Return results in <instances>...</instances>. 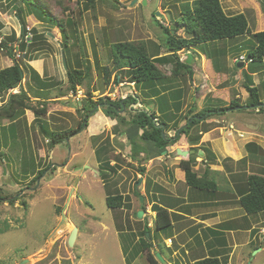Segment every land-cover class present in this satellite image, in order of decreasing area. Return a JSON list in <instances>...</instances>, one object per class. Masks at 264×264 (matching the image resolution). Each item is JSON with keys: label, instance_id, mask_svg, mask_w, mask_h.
<instances>
[{"label": "rangeland", "instance_id": "1", "mask_svg": "<svg viewBox=\"0 0 264 264\" xmlns=\"http://www.w3.org/2000/svg\"><path fill=\"white\" fill-rule=\"evenodd\" d=\"M25 1L27 8L21 0H0V41L11 43L12 36L19 38L22 25L34 28L43 37L35 45L39 51L32 54L33 58L38 59L29 61L32 48L27 47L25 51L29 55L19 61L23 66L28 65L35 70L43 81H50V86L38 95L47 101L45 115L23 110L13 119L0 117V195L7 196L0 201V264H148L139 242L140 238L146 237L141 235L146 223L150 224L147 232L150 233L153 251L165 263L170 262L167 252L178 249L183 264H192L184 255L190 243L184 238L174 237L176 229L171 226L163 230L154 226L153 215L149 212V204L153 200L148 191H141L147 177L146 170H153L160 176L164 172L163 163H154L148 169L149 163L140 160L144 154L151 155L148 149L135 160L130 159L128 138L120 134L128 129L132 131L130 123L123 128L119 127V132L114 125L116 121L104 117L98 110L89 118L84 131L71 136L68 142L62 140L53 149H49L42 129L62 131L77 127L82 118L78 113L82 100L75 99L76 94L70 90L66 71L88 67L89 77L83 86L76 87L82 95L86 94L87 89L94 100L104 96L112 100L124 99L129 93L136 94L142 105H135L134 108L154 112L159 120L168 125L165 134L169 136L174 135L177 125L181 127L188 122L189 119H185L184 115L189 108L193 107L196 113L207 107H224L236 100L242 108L209 117L201 124L196 121L189 129V138H199L203 149H209L206 146L210 147L209 141L214 138H220L222 143L231 142V146L234 142L241 146L248 140L259 144L260 140L264 141L261 139L264 138V113L255 108H245L249 95L243 88V74L261 71L251 73V77L254 85L259 88L260 98L264 99L260 85L264 82V58L260 63L246 62L247 46L255 44L252 36L221 40L207 46H192L176 53L183 61H186L187 54L192 55V79L182 75L173 79L163 78L155 84L160 92L176 91L180 95V102L177 101L180 112L176 113L177 109L168 104H159L158 96H154L150 87L141 89L127 79L115 83L113 78L117 71L111 75L109 84H105L96 63L98 61L100 68H111L113 60L110 49L116 42H142L149 55H168L165 44L167 34L162 28L174 25L172 20L180 18V14L191 8L197 0H145L146 4L142 3L143 0H94L93 6L87 0ZM219 2L226 15L243 14L248 21L250 33L264 31V0ZM19 7L22 9L18 12ZM40 7L55 20L64 21L69 18L76 23V33H73L72 26L66 27L69 34L66 54L60 44L63 36L58 28L47 22H38L35 11L43 15ZM71 34L77 36L78 40ZM176 35L185 37L182 27L178 28ZM240 57L244 60L240 61L241 66L238 67ZM12 64L7 53L0 49V69ZM155 65L167 78L170 76L171 64ZM20 87L30 96L31 105L37 108L33 91L37 88L29 79L28 72L24 73ZM20 87L12 92L18 94ZM12 92L2 94L0 107L7 104ZM130 106L126 103L127 110ZM130 118L128 116V120ZM182 138L183 135L178 142L182 143ZM132 142L140 147L143 145L139 138H132ZM146 146L151 149V146ZM171 147L168 144L166 150L161 152V157L166 156L163 152L169 153L171 150L170 156L175 155L176 147ZM240 152L243 154L242 149ZM110 160L116 162L117 171L116 168L104 170L99 167L100 163ZM257 162L258 165L252 163L247 166L248 172L264 175V162ZM140 163L145 173L139 171ZM243 164L244 161L238 162L236 169L244 171ZM208 167V181L214 183L216 191L211 198H229L233 194V176L224 177L217 171V166ZM43 168L48 171L39 178L37 186L36 183L32 185L30 180L33 175H29L30 171L35 170V175L38 169ZM26 171L29 176L23 179ZM236 179V184H239L240 177ZM118 194L126 197L125 207L113 210L106 205V198ZM23 202L27 205L26 209L22 206ZM142 205L146 213L150 214L143 222L142 218H137V212L134 213ZM261 213H245V217L257 216L261 220L262 215H258ZM239 225L235 227L240 228ZM74 227L77 228V236L70 248L67 240ZM166 238L173 242L170 249L165 247ZM261 248H264L262 239H258L257 248L253 251L249 247L238 248L239 257L232 264L264 263V250L261 252ZM249 254L251 256L246 259ZM226 260L220 258L221 264Z\"/></svg>", "mask_w": 264, "mask_h": 264}, {"label": "trees", "instance_id": "2", "mask_svg": "<svg viewBox=\"0 0 264 264\" xmlns=\"http://www.w3.org/2000/svg\"><path fill=\"white\" fill-rule=\"evenodd\" d=\"M21 1L23 2V6L27 8L26 1ZM87 2L91 6H93L94 4V0H87ZM22 7L18 8V12L22 9ZM40 8L43 12V15H39L37 14V11H35L38 22H47L53 27L56 26L58 28L59 32L63 36L60 44L64 54H66V50L69 44V34L66 31V27L72 26L73 33H76V23L69 18L65 19L64 21L55 20L48 14L46 10H44L42 7ZM155 21L157 22V20ZM172 23H174V25L166 28L159 24V22H157L158 25L163 27L162 29L167 34L165 44L167 46L168 55L166 56L149 55L144 46V43L142 42L133 43L125 41L112 44L110 49V56L113 60V65L111 66V68H100V66L98 65V61L96 63L97 69L99 68L103 74V80L105 84H109L111 75L117 71V73L114 74L113 78V81L115 83H120L123 79H127L133 85H137V87L140 86L141 89L143 87H150L152 88V93L154 92V96H158L157 98L158 100H160L159 104H168L169 107L177 109L175 110L176 113H179L180 104H178L177 101L179 100L180 102V95L177 94L176 91L162 90V92H160L159 89L156 88L155 84L159 82L160 79H173L182 75H187L189 79H192L193 72L191 69V64L187 65L185 61H180L179 56L176 54L181 49L197 45L207 46V44L213 42L221 40H231L251 35L255 44L247 46L248 52L245 55L247 62L250 61L260 63L264 58V31L253 34L250 33L246 17L243 14L226 15L223 12L219 0H197L196 2H194L191 8L186 9L180 14V18H175L174 20H172ZM179 27L183 28V32L185 34V37L183 38L176 35ZM21 28V37L16 39L14 36H12L10 39L11 44L18 42V49L21 52H25L24 56L20 58L21 60L25 56L29 55L25 51V48L27 47L32 48L30 57L31 59L29 61L38 59L37 57L33 58L32 54L34 52H37L38 49H36L35 45L38 44V41L40 39H43V37L38 34V32L34 28L30 29L31 39L30 43L27 46L24 40V36L26 34V25H22ZM71 35H73L72 37H74L76 41L78 40L77 36H74V34ZM7 44L8 41L1 42L0 49H7ZM11 49L12 48L9 47L8 51L6 52L9 57H12V53L10 52ZM155 63L160 65L171 64L172 66L170 76H168L167 78L165 74H163L156 67ZM70 70L71 69H68L66 71V76L70 90L72 92H75L76 87H81L84 85L85 80L89 77V71L88 67H85L84 70H82L81 68H76L72 71ZM25 72L29 73V79L34 83L35 88H37L33 89L34 101L38 105L37 108L31 105V103L29 102L30 96H28L27 93L20 87ZM259 72L250 71V74L245 72V74H243V77H245L243 88L249 95L245 108L247 110L255 108V110H258V112L264 113V99L262 100L260 98L259 88L254 85L251 77V73ZM49 82L50 81H43V79L38 76L37 72L30 66H23V63H20L19 59H13V64L11 66L0 69V96H2V94L8 93L11 90H14L17 87H20V92L18 94H11L7 104L0 107V117L13 119V117L18 112L23 110H31L33 112H36L38 115H45L47 101L42 97H39L38 95L43 90H45V88L50 86ZM260 85L262 86L261 90H263L262 94L264 98V82ZM126 103L132 105L130 106L129 110L126 109ZM135 105H142V102L139 101V96H137L136 94L129 93L124 99L118 98L112 100L110 97L104 96L101 98H97V100H94L92 93L87 89L85 97L82 99L81 109L78 111V113L81 114L82 118L78 121L77 127L73 130L67 129L62 131H48L47 129H42L43 136L45 137L47 145H49V149H53L54 146L60 144L62 140H65L66 138L70 139L71 136L84 131L88 126L89 118L95 115L98 110H100L106 118L116 121L115 127H117L116 129H119V132H121V127L123 128L125 126H128L127 124L130 123L132 131L128 129L125 132L120 133L127 136L128 138L127 142L128 146H130L129 157L131 160H135V158H138V156L142 154L143 151L146 152L148 149L150 153L152 152L151 155H146L143 152L144 156L140 159L148 161L150 159L161 156V152L166 150L165 148L168 144H170L173 148L180 145H196L199 138H189V129L196 121L198 122V124H201V122L205 121L209 117L224 115L227 110H236V108L240 106L236 100H232L224 107L215 109L207 107L201 109L196 113H194V108L191 107L184 115L185 119H189L188 122H186L185 125L181 127H178V125L175 123V126L177 125V128L174 132V135L169 136L168 134H165L167 133L166 129L168 125L159 120L158 116L155 115L154 112L146 110L141 111L139 110V107L134 108ZM159 111L161 112L160 108ZM128 116L131 117L130 120H128ZM187 130L189 131L186 132ZM163 133L165 134L164 139H162ZM182 135L184 138H182L183 142L181 143V141L178 142V139ZM96 137L98 136H94L93 138ZM132 138H139V142H142L143 145L146 144L151 146V149L149 147L147 148L146 145L145 147L143 145L141 147L138 146L136 142H132ZM204 149L203 147H186L183 151L193 150L194 152L193 154L187 155L186 157L182 158L177 166L178 168H180V170L183 171L185 183L189 187L196 189L211 188L212 190H215L214 183L208 181V166L212 164V161H210V163H206V167L204 168L203 174L200 177H198V173L194 170V166L196 165L195 159L197 158V151H202L204 153V156L209 158V160L212 156L209 149ZM245 149L250 160L259 161L263 164L264 150L260 146H258L257 143L248 142L245 144ZM1 156L2 153H0V158ZM140 165L141 169L139 171L141 173H145L143 164L140 163ZM99 167L104 168V170H106L107 168H116L117 171L118 169L116 164L111 166L109 162L105 161L100 163ZM52 169L54 170L55 168L52 167ZM34 171H30L31 173L29 174L33 175L30 180L32 185L35 184L37 179L41 178L43 176V173L48 170L47 168L38 169L35 175L33 174ZM29 175L26 171L25 176L22 177L23 179H26V177ZM31 184L29 183V185ZM240 189V198L238 200V204L246 214H256L264 212V175H262V173H251L247 177L246 184L243 185ZM4 197L7 196L0 195V201H3L5 199ZM125 198L126 197L121 194L109 196L106 198V205L113 210H122L125 207ZM22 206L24 209L27 208L25 202L22 203ZM140 209L144 211V205H142ZM151 211L155 213L154 226L156 229L163 230L171 226L169 213L167 212V210L157 205H152ZM145 220L146 219L143 218L142 222ZM147 230L148 223L145 224L144 229L141 231V235L146 237L139 239L140 248L148 264H158V261L155 257V251H153L150 233H148ZM221 263L222 262H220L217 257L213 256L198 260L194 264Z\"/></svg>", "mask_w": 264, "mask_h": 264}, {"label": "crops", "instance_id": "3", "mask_svg": "<svg viewBox=\"0 0 264 264\" xmlns=\"http://www.w3.org/2000/svg\"><path fill=\"white\" fill-rule=\"evenodd\" d=\"M221 141L220 138H214L209 141L210 147L206 146L212 154L210 160L199 150L202 152V155H197L194 170L198 173V177H200L203 174L206 163L212 161L211 168L217 166V171L224 177L231 178L233 176V180L231 179V190L233 194L229 198L225 196L223 197L225 199L216 200L215 198H211L214 195L213 193L216 192L215 190L213 191L211 188L196 189L186 185L184 173L177 166L182 157L176 154V149L179 148L183 151L186 147L202 148L204 146H202L200 140L193 146L188 144L186 146L180 145L176 147L174 149L175 155L173 156H170L171 150L169 153H165V155L167 154L165 157L159 156L147 161L149 163L148 169L150 168L149 165L163 163L162 170L164 172L159 176L153 170H150L151 172H147L146 170L145 176L147 175V177L144 180L141 192L148 191L149 197L152 198L153 201L149 204L150 208L152 205H157L167 210L171 227L176 229L174 237L184 238L190 243L189 249L185 250L184 255L189 258L192 264L201 260V257L204 259L213 257V255L219 260L220 258H227L223 264H232V261L239 257L238 248L249 247L253 251L257 248L258 239H262V241L264 239V212L258 214L262 215L263 219L261 220L257 216L246 218L245 213L238 204L240 198L239 192L242 190L238 188L246 184L247 177L251 174L248 172L247 166L252 163H258L248 158L245 144L249 140L241 146L240 143L236 144L234 142L231 146V142L222 143ZM262 143L264 141L260 140V145L258 144V146L264 150V144ZM241 149L243 150V154L240 152ZM177 157L179 158L177 159ZM240 161H244L245 163L243 164L244 171L236 169V165ZM109 164L112 166L113 162L110 160ZM172 166L176 167L171 168ZM236 177H240L239 184H236ZM139 195L142 196L141 193ZM183 201L187 202L183 203ZM139 210L141 209H135L134 213ZM150 212L152 213L151 209ZM152 215L154 218L155 213L153 212ZM147 217L145 211H143L142 219H146ZM236 225L241 227H235ZM253 231H256V233L253 234ZM172 244L173 242L170 238L165 239V247L167 249H170ZM180 246H183V244ZM263 250L264 248H261V252ZM167 254L170 260L168 264H173V262L175 264L177 262L178 264H183V260L179 258L178 249L167 252ZM190 256H195L196 258H191ZM250 256L251 254L246 259Z\"/></svg>", "mask_w": 264, "mask_h": 264}, {"label": "water", "instance_id": "4", "mask_svg": "<svg viewBox=\"0 0 264 264\" xmlns=\"http://www.w3.org/2000/svg\"><path fill=\"white\" fill-rule=\"evenodd\" d=\"M142 3L143 4H146V1L145 0H143L142 1ZM158 15V13L156 14V16ZM21 31H22V28L20 29V33H21ZM191 61H192V55L191 54H187V59H186V61H185V63L187 64V65H190L191 64ZM237 66L238 67H240L241 66V63L239 62L238 64H237ZM65 67V66H64ZM240 108H242V107H237L236 108V110L237 109H240ZM229 111H231L230 109L229 110H227V112H229ZM163 135V138L165 137V134L163 133L162 134ZM65 142H68V138H66L65 139ZM166 153V151L165 152H163V154H165ZM176 154H178L179 156H181L182 158H184V157H186L187 155H190V154H193V151L191 150V151H182V150H180L179 148H177L176 149ZM199 155H202V152H199ZM5 172H4V170H3V174H4ZM38 182H39V179H37V181H36V186L38 185ZM142 199H140V201H141ZM137 218H139V219H141L142 218V215H143V211L142 210H139L138 212H137ZM76 236H77V228L76 227H74L73 229H72V231H71V233H70V235H69V237H68V240H67V246L68 247H73V245H74V243H75V240H76ZM263 244H264V239H263ZM155 257H156V259H157V261L159 262V263H161V264H167V263H165L164 261H163V259L160 257V255L159 254H155ZM24 262H26V260H23ZM23 262V263H24Z\"/></svg>", "mask_w": 264, "mask_h": 264}, {"label": "built area", "instance_id": "5", "mask_svg": "<svg viewBox=\"0 0 264 264\" xmlns=\"http://www.w3.org/2000/svg\"><path fill=\"white\" fill-rule=\"evenodd\" d=\"M25 31H26V34H25V36H24V40H25V44L28 45V44L30 43V39H31L30 28L26 27V28H25ZM20 37H21V36H20ZM20 37H19V38H20ZM0 43H1V41H0ZM9 47L12 48L11 51H10V52L12 53V57H9L11 62H13V59L18 60V59H20L21 57L24 56L25 52H21V51L18 49V43H16V42L13 43V44L8 43V44H7V49L1 48V50H4L5 52H7ZM242 60H244L243 57H240V58L238 59V61H242ZM180 61H183V60L180 59ZM12 91H13V90H11V91H9V92L11 93ZM12 94H15V93L12 92ZM74 94H76L75 99H77V100H78L79 98H81V100H82V99L85 97V95H82V92H81V91H78V89L75 90ZM0 97H1V96H0ZM147 212H148V210H147ZM263 235H264V232H263Z\"/></svg>", "mask_w": 264, "mask_h": 264}, {"label": "clouds", "instance_id": "6", "mask_svg": "<svg viewBox=\"0 0 264 264\" xmlns=\"http://www.w3.org/2000/svg\"><path fill=\"white\" fill-rule=\"evenodd\" d=\"M239 62H240V61H239ZM246 62H247V61H246ZM150 209H151V208H150ZM142 211H143V210H142ZM144 211H145V209H144ZM149 212H150V210H149ZM145 213H146V211H145ZM150 213H151V212H150ZM152 213H153V212H152ZM152 213H151V214H152ZM146 215L148 216V215H150V214H147V213H146ZM149 225H150V224H148V226H149Z\"/></svg>", "mask_w": 264, "mask_h": 264}, {"label": "flooded vegetation", "instance_id": "7", "mask_svg": "<svg viewBox=\"0 0 264 264\" xmlns=\"http://www.w3.org/2000/svg\"><path fill=\"white\" fill-rule=\"evenodd\" d=\"M113 163L116 164V162H113ZM114 164H113V165H114ZM113 165H112V166H113Z\"/></svg>", "mask_w": 264, "mask_h": 264}]
</instances>
